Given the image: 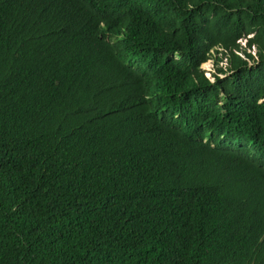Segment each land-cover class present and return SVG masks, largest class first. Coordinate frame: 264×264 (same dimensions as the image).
Returning <instances> with one entry per match:
<instances>
[{
    "label": "trees",
    "instance_id": "trees-1",
    "mask_svg": "<svg viewBox=\"0 0 264 264\" xmlns=\"http://www.w3.org/2000/svg\"><path fill=\"white\" fill-rule=\"evenodd\" d=\"M0 264H264V0H0Z\"/></svg>",
    "mask_w": 264,
    "mask_h": 264
},
{
    "label": "rangeland",
    "instance_id": "rangeland-1",
    "mask_svg": "<svg viewBox=\"0 0 264 264\" xmlns=\"http://www.w3.org/2000/svg\"><path fill=\"white\" fill-rule=\"evenodd\" d=\"M242 45L244 44V42L242 41L241 43ZM215 68L216 66L213 65V62L211 60L207 61L203 66H202V69L206 72V75L208 77H210V75L212 73H215Z\"/></svg>",
    "mask_w": 264,
    "mask_h": 264
}]
</instances>
